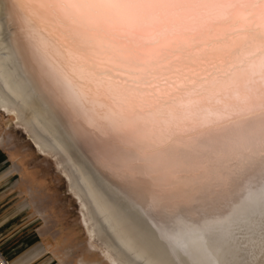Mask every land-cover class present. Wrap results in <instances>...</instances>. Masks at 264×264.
<instances>
[{
	"label": "bare ground",
	"instance_id": "1",
	"mask_svg": "<svg viewBox=\"0 0 264 264\" xmlns=\"http://www.w3.org/2000/svg\"><path fill=\"white\" fill-rule=\"evenodd\" d=\"M49 3L0 0V109L60 157L109 263L264 264V0L191 32L146 10L89 60Z\"/></svg>",
	"mask_w": 264,
	"mask_h": 264
},
{
	"label": "rangeland",
	"instance_id": "2",
	"mask_svg": "<svg viewBox=\"0 0 264 264\" xmlns=\"http://www.w3.org/2000/svg\"><path fill=\"white\" fill-rule=\"evenodd\" d=\"M14 121L13 115L0 109V171L9 168L0 174V249L4 261L110 264L85 223L86 207L70 186L60 157L51 150L42 151L25 127Z\"/></svg>",
	"mask_w": 264,
	"mask_h": 264
},
{
	"label": "snow or ice",
	"instance_id": "3",
	"mask_svg": "<svg viewBox=\"0 0 264 264\" xmlns=\"http://www.w3.org/2000/svg\"><path fill=\"white\" fill-rule=\"evenodd\" d=\"M233 0H50L49 8L62 14L65 32L63 41L73 49L71 55L89 60L98 55L105 28L118 25L134 27L146 10L181 21L185 31L191 25L209 26L214 22L200 17L198 9L205 6L222 8ZM7 264V261H4Z\"/></svg>",
	"mask_w": 264,
	"mask_h": 264
},
{
	"label": "crops",
	"instance_id": "4",
	"mask_svg": "<svg viewBox=\"0 0 264 264\" xmlns=\"http://www.w3.org/2000/svg\"><path fill=\"white\" fill-rule=\"evenodd\" d=\"M2 162H3V160H2L1 157H0V167H1ZM8 170H9V168H6L5 170L0 171V174H1V172H2V173L5 172V171L8 172Z\"/></svg>",
	"mask_w": 264,
	"mask_h": 264
},
{
	"label": "built area",
	"instance_id": "5",
	"mask_svg": "<svg viewBox=\"0 0 264 264\" xmlns=\"http://www.w3.org/2000/svg\"><path fill=\"white\" fill-rule=\"evenodd\" d=\"M3 258V256H2V253H1V249H0V264H4V262H2V259Z\"/></svg>",
	"mask_w": 264,
	"mask_h": 264
}]
</instances>
